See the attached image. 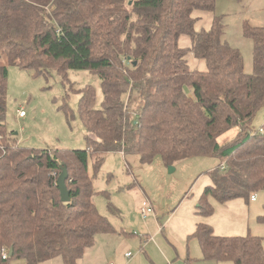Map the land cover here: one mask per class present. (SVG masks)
Wrapping results in <instances>:
<instances>
[{
	"label": "trees",
	"instance_id": "trees-1",
	"mask_svg": "<svg viewBox=\"0 0 264 264\" xmlns=\"http://www.w3.org/2000/svg\"><path fill=\"white\" fill-rule=\"evenodd\" d=\"M214 8L215 0H0V55L7 65L62 78L67 69H87L98 76L103 95L94 108L92 89L79 90L84 148L23 146L6 131L7 68L0 64V248L12 250L0 264L55 256L76 264L97 233L114 232L91 200L89 156L93 171L113 151L144 162L158 156L166 166L191 156L222 159L208 171L199 216L212 214L210 196L248 202L264 189V123L251 127L264 107V27L244 23L252 40L247 73L240 51L222 39ZM197 11L211 12L208 28H195ZM181 35L189 46L179 44ZM188 52L206 68L191 69ZM233 127L235 135L221 143L219 136ZM60 164L67 168L66 202L56 184ZM256 220L264 223V212ZM189 237L204 261L264 264L259 235H216L198 222Z\"/></svg>",
	"mask_w": 264,
	"mask_h": 264
},
{
	"label": "rangeland",
	"instance_id": "rangeland-1",
	"mask_svg": "<svg viewBox=\"0 0 264 264\" xmlns=\"http://www.w3.org/2000/svg\"><path fill=\"white\" fill-rule=\"evenodd\" d=\"M213 14L221 16L222 39L240 51L243 69L251 73L252 40L244 35L243 27L245 22L264 27V0H215ZM196 16V29L210 26L211 12L197 11ZM179 44L189 46V37L181 35ZM186 58L191 69L206 68L204 60L191 52ZM0 64L7 68L4 96L6 131L14 135L20 145L27 147L84 148L87 132L77 111L79 90L90 87L94 94L93 106L100 108L103 95L98 76L87 69H67L64 78L53 71L49 75L34 74L32 70L7 65L3 55H0ZM20 110L23 111L22 116L18 114ZM263 123L264 107L256 111L251 127L257 129ZM236 131L237 127H233L219 136V141L226 142ZM221 161L215 156H191L176 161L172 164L173 169L169 170L158 156L144 162L135 154L124 155L121 151H113L104 153L93 171V159L89 156L87 170L94 190L91 200L97 211L117 231L105 234L109 242L104 252L106 255L113 254L109 260L126 264L128 259L123 253L129 251L132 264H169L172 257V262L178 257L184 258L188 249L190 264H216L202 260L196 239L192 237L187 241L182 232L185 220L191 215L198 220L199 217H206L195 215L193 211L197 208L204 185L210 183L208 171ZM253 194L256 200L248 202L238 197L221 203L210 196L209 202L215 208L210 216L214 219L227 217L225 219L230 221L218 225L225 233L215 228L213 232L219 235L245 234L248 220L251 224L248 232L262 237L264 250V223L256 220V216L264 212V189ZM146 198L152 203V212L144 218L140 207ZM176 210L177 214L165 222V217ZM98 234L94 238V243L98 245L91 260L94 264L102 256L100 246L104 245L103 239L96 242ZM8 264H26V261L14 257ZM39 264H62V260L60 256H55ZM217 264L233 263L220 261Z\"/></svg>",
	"mask_w": 264,
	"mask_h": 264
},
{
	"label": "crops",
	"instance_id": "crops-1",
	"mask_svg": "<svg viewBox=\"0 0 264 264\" xmlns=\"http://www.w3.org/2000/svg\"><path fill=\"white\" fill-rule=\"evenodd\" d=\"M213 168V167H212ZM211 168V169H212ZM206 184H208V183H206ZM205 184V185H206ZM204 185V186H205ZM255 198H256V195H255ZM146 200H148V198H146ZM254 200H256V199H254ZM254 200H250V201H254ZM148 202L150 203V204H152L149 200H148ZM215 210V208L213 207V211ZM260 213H262V212H260ZM259 213V214H260ZM177 214V210H176V212H174V213H171V215L170 216H166L165 217V222H169V220L171 219V218H173L175 215ZM193 214H195V215H197L194 211H193ZM211 215V214H210ZM210 215H207L206 217H199V220L196 218H194L192 215L190 216L191 218H187L185 221H186V225H185V228H184V231L182 232V234H183V236L187 239V241L188 240H190V238H192V237H189L188 238V235L190 234V233H192L193 232V230L195 229V226H196V224L198 223V222H204V223H208L209 225H211V227H212V230H213V228H215L218 232H220V233H225V231H221L222 229L220 228V227H218V225H219V223H223V224H228L230 221L228 220V219H225V218H227V217H225V218H221V219H214L213 217H211ZM145 218V217H144ZM222 220V221H221ZM233 225H235L234 223H232ZM253 226H255L256 227V229L258 228L256 225H254L253 224ZM246 227H247V232H248V230L249 229H251V224H250V222H248V220H246ZM114 229V228H113ZM229 229H231V227L229 228ZM228 230V229H227ZM115 232H117L116 230H114V232H112V233H115ZM246 232V233H247ZM254 233H257V232H254ZM106 233H99L98 234V236H97V238H96V242L98 243V241L99 240H101V239H103V243H104V245H101L100 246V250H101V252H102V256H100V258H98V261H97V263L96 264H108L109 262H113V264H116L114 261H110L109 259L111 258V257H113V254H110V255H106L105 254V250L107 251V246H105L106 245V243H108L109 242V240H108V235H105ZM215 234V233H214ZM216 235H219V234H216ZM220 235H232V234H220ZM234 235V234H233ZM257 235V234H256ZM197 241V240H196ZM198 244V243H197ZM98 244H93V246L92 247H90V248H88V249H86L85 250V252H84V254H86V255H83L82 257H80L79 258V260L76 262L77 264L79 263V264H94L93 263V261H91L92 260V258H93V253L95 252V251H93V250H95L94 248H96V246H97ZM198 248H199V246H198ZM92 250V251H91ZM199 250H200V248H199ZM104 252V253H103ZM127 252H129V251H125L124 253H123V256H125V253H127ZM201 253V252H200ZM177 255H179V254H177ZM131 256H132V254H131ZM130 256V257H131ZM130 257H126L125 256V258L126 259H128V260H126L127 261V263L126 264H132V261H130L131 259H130ZM187 257H189V254H188V249H187V251H185V254H184V258H180V257H178V259L176 260V261H173L172 262V259L174 258V257H172L171 258V261H170V263L169 264H190V262H186V258ZM167 258V257H166ZM169 259V258H168ZM183 261V262H182Z\"/></svg>",
	"mask_w": 264,
	"mask_h": 264
},
{
	"label": "water",
	"instance_id": "water-1",
	"mask_svg": "<svg viewBox=\"0 0 264 264\" xmlns=\"http://www.w3.org/2000/svg\"><path fill=\"white\" fill-rule=\"evenodd\" d=\"M59 168H60V173L58 174L56 178V184L59 190L60 200L63 202H66L69 200V190L65 183V179L67 177V168L64 164H60ZM168 169L172 170L173 169L172 165L171 166L169 165ZM11 253H12V250L10 248L8 251V254L11 255Z\"/></svg>",
	"mask_w": 264,
	"mask_h": 264
},
{
	"label": "built area",
	"instance_id": "built-area-1",
	"mask_svg": "<svg viewBox=\"0 0 264 264\" xmlns=\"http://www.w3.org/2000/svg\"><path fill=\"white\" fill-rule=\"evenodd\" d=\"M19 116H22L23 115V111L20 110L18 112ZM255 199V194H252L251 197H250V200H254ZM152 212V206L151 204L148 202V200L144 199L142 202H141V207H140V214L142 217H146L148 214H150ZM125 256L126 257H130L131 256V253L130 252H127L125 253ZM0 257L2 259H5L8 257V251L5 247H2L0 248ZM108 264H113V262H109Z\"/></svg>",
	"mask_w": 264,
	"mask_h": 264
}]
</instances>
